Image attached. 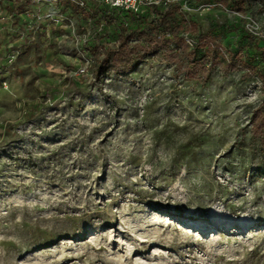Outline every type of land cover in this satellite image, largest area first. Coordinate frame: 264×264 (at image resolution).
<instances>
[{
    "label": "rangeland",
    "instance_id": "374dc122",
    "mask_svg": "<svg viewBox=\"0 0 264 264\" xmlns=\"http://www.w3.org/2000/svg\"><path fill=\"white\" fill-rule=\"evenodd\" d=\"M5 1L0 264H264L261 80H189L163 54L96 78L94 32L71 4L33 0L15 23ZM176 4L226 53L247 35L264 45V0ZM193 219L217 231L194 234Z\"/></svg>",
    "mask_w": 264,
    "mask_h": 264
},
{
    "label": "trees",
    "instance_id": "16d2710c",
    "mask_svg": "<svg viewBox=\"0 0 264 264\" xmlns=\"http://www.w3.org/2000/svg\"><path fill=\"white\" fill-rule=\"evenodd\" d=\"M32 1L6 0L4 9L18 23ZM65 4H71L81 17L79 32L88 28L94 32L91 40L86 42V48L92 46V52L101 57L96 66V78L113 73L132 74L145 59L163 54L165 60L189 80L208 83L215 72L223 76L244 72V77H258L264 87V45H260L258 37L247 35L244 49L226 53L217 37L210 32L198 31L180 4L174 3L166 10L153 7L138 14L111 9L99 2H91L83 8L71 2ZM189 32L199 35L193 48L187 44L184 35L192 37ZM1 48L2 45L0 53ZM251 125L252 134L261 138L264 149V93L261 105L253 113Z\"/></svg>",
    "mask_w": 264,
    "mask_h": 264
},
{
    "label": "built area",
    "instance_id": "2783aa9c",
    "mask_svg": "<svg viewBox=\"0 0 264 264\" xmlns=\"http://www.w3.org/2000/svg\"><path fill=\"white\" fill-rule=\"evenodd\" d=\"M56 2H71L79 7L83 8L91 2H99L103 5L110 7L111 9L128 11L132 13H145L150 8H158L161 10L168 9L171 5L176 3V0H54ZM64 14L61 13L56 7H51L48 18L57 21V23L62 24L64 22ZM186 42L190 47L195 46V41L188 34H184ZM86 42V41H85ZM84 73V71H82Z\"/></svg>",
    "mask_w": 264,
    "mask_h": 264
},
{
    "label": "bare ground",
    "instance_id": "6f19581e",
    "mask_svg": "<svg viewBox=\"0 0 264 264\" xmlns=\"http://www.w3.org/2000/svg\"><path fill=\"white\" fill-rule=\"evenodd\" d=\"M183 221V220H182ZM185 223H188L189 224V226L188 227H191V228H194V227H196L197 229L196 230H194V234H207V232H213V230H216L217 231V227H218V224L217 223H215V224H213V225H211V224H206V223H203V221H201V220H185ZM205 225H209V226H211V227H209V229H207L206 228V226ZM238 226V224L235 222V221H232V222H230V223H228L226 226H225V228L226 229H228V232H230L231 233V231L232 230H235V228ZM208 227V226H207ZM252 228H250V229H247L248 231H250ZM247 231V232H248ZM244 232V231H243ZM242 232V233H243ZM247 232H246V234H247ZM242 233H238V235H240V234H242Z\"/></svg>",
    "mask_w": 264,
    "mask_h": 264
}]
</instances>
